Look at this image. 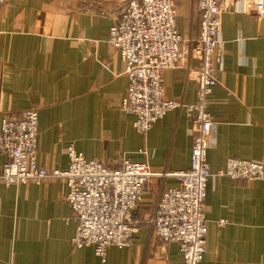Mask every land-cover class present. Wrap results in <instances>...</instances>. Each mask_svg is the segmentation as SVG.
<instances>
[{"label": "crops", "instance_id": "crops-1", "mask_svg": "<svg viewBox=\"0 0 264 264\" xmlns=\"http://www.w3.org/2000/svg\"><path fill=\"white\" fill-rule=\"evenodd\" d=\"M125 1H0V127L4 117L20 118L34 107L38 160L46 169H66L74 145L87 159L117 167L129 158L157 174L135 213L133 245L109 246L105 260L93 246L72 242L77 223L65 179L11 185L0 179V264H183L178 244L162 241L147 220L162 190L180 185L173 173L190 167L193 124L174 109L139 132L134 115L120 108L129 79L107 37ZM176 9L179 31L197 36L196 0H179ZM221 37L223 62L209 102L216 128L207 151L212 175L207 253L200 264H264V180L217 174L229 158L264 164V19L236 2L222 15ZM198 64L190 58L163 71L166 98L196 101ZM7 160L0 151V173Z\"/></svg>", "mask_w": 264, "mask_h": 264}, {"label": "built area", "instance_id": "built-area-1", "mask_svg": "<svg viewBox=\"0 0 264 264\" xmlns=\"http://www.w3.org/2000/svg\"><path fill=\"white\" fill-rule=\"evenodd\" d=\"M178 1H127L121 17L109 31L107 43L119 51L129 79L119 106L134 115L133 126L139 132L149 131L174 109L184 110L192 121L190 167L173 173L180 185L162 190L147 221L162 241L178 244L183 264H200L207 253L205 201L212 175L207 151L216 128L209 102L224 56L222 15L239 2L244 13L264 19V0H196L200 26L197 36L190 37L178 29ZM190 58L199 61L193 70L198 86L196 101L185 103L166 98L163 71L187 63ZM38 125L39 112L34 107L20 118H3L0 151L7 154L8 160L0 179L6 185L65 179L69 187L67 201L77 223L73 244L93 246L102 260L109 246H132L138 231L135 213L146 183L157 174L148 163L129 158L117 167L87 159L74 145L67 149L68 167L50 171L38 160ZM217 174L234 180H264V164L229 158ZM224 223L225 220L220 221Z\"/></svg>", "mask_w": 264, "mask_h": 264}, {"label": "water", "instance_id": "water-1", "mask_svg": "<svg viewBox=\"0 0 264 264\" xmlns=\"http://www.w3.org/2000/svg\"><path fill=\"white\" fill-rule=\"evenodd\" d=\"M127 1H129V0H126L125 3H126Z\"/></svg>", "mask_w": 264, "mask_h": 264}]
</instances>
